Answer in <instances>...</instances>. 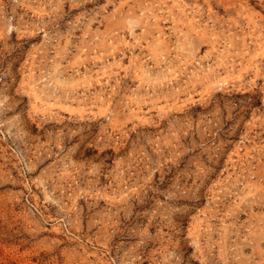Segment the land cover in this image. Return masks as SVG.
<instances>
[{
    "label": "rangeland",
    "instance_id": "rangeland-1",
    "mask_svg": "<svg viewBox=\"0 0 264 264\" xmlns=\"http://www.w3.org/2000/svg\"><path fill=\"white\" fill-rule=\"evenodd\" d=\"M0 264H264V0H0Z\"/></svg>",
    "mask_w": 264,
    "mask_h": 264
}]
</instances>
